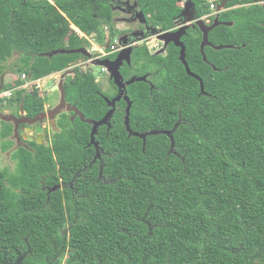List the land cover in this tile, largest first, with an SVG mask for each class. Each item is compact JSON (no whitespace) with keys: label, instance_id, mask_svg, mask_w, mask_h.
<instances>
[{"label":"trees","instance_id":"1","mask_svg":"<svg viewBox=\"0 0 264 264\" xmlns=\"http://www.w3.org/2000/svg\"><path fill=\"white\" fill-rule=\"evenodd\" d=\"M130 1L148 29L166 32L184 17L183 0ZM253 1L231 3L249 6L223 13L220 20L233 25L210 33L213 46L236 49L210 48L204 63L199 40L183 39L206 95L172 47L166 57L140 47L134 73L121 72L152 74L154 66L153 90L146 83L127 89L129 127L175 129L173 146L162 134L144 145L128 136L121 103L111 129L96 136L101 162L93 163L90 126L65 113L48 146L27 142L31 150L11 154L14 169L0 171V264H264V12ZM114 19L110 0H0V76L16 56L9 70L18 79L0 103L34 119L45 111L36 82L72 68L67 103L100 121L107 107L92 72L76 67L83 55L48 56L92 47L89 37L105 48L124 33ZM14 128L1 119V141ZM60 182L64 189L46 191Z\"/></svg>","mask_w":264,"mask_h":264},{"label":"flooded vegetation","instance_id":"2","mask_svg":"<svg viewBox=\"0 0 264 264\" xmlns=\"http://www.w3.org/2000/svg\"><path fill=\"white\" fill-rule=\"evenodd\" d=\"M183 1L188 2L187 9H186V17L189 18V24L184 23V25H188V30L185 32V35L181 37L180 42L183 44V39H185L187 37H190V38H194L196 40H199V43H198L199 44V54L201 56L202 61H203V57H202V55L200 53V46H201V43H202L203 34L201 33V31L199 29V26H197L196 23L198 21H201L203 23V25H204L203 27L205 29L211 27V25L214 22L215 17L217 16V9L223 3H224V6L221 9L222 12L219 14V16H221L223 13H226V12H229V11H234V10H237V9H239L241 7H248L249 6V5H234V6H229L231 3H234L236 0H215L214 1L215 2V5H213V9H211V6H210L209 13L208 14L207 13L206 14H203L202 16L199 17L198 16V10L201 9V8H203V6H205L206 4H208L210 2L208 0H183ZM253 5H259L262 8L263 12H264V0H262V1L255 0V1H253ZM212 15H215V17H214L213 20H211L212 19L211 18ZM218 21H219V23H228V22L221 21L220 20V17H219ZM176 24H177V21H175V25ZM181 24L183 25V22ZM181 24H179V25H181ZM179 27L180 26L176 25V27L174 29H171V30L166 31V32H170V31L175 32V31H177V29H179ZM123 32L124 33L121 36H119V38H117L116 40H114L112 44H109V45L107 44L105 46V48H103L101 50L98 49L97 50L98 51L97 53H95V51L88 52L90 54V58H87V57L83 56L85 59L82 60V61H80L76 65V67H78L79 69H81L84 72H92V69L91 68L94 67V66L91 65L92 62H94V61H105V60H108L110 62H113V61L116 60V58L120 54H121V56H122L123 59H126L128 57L127 50L130 48L131 49V52L129 54V62H127L126 60H123L121 66L119 68V71H120V74H121V72L123 70H129L130 73L133 74L135 70L133 68L132 57H133L134 54H136L137 49L140 48V47H145L147 49V52L151 56H153V57H155V56L166 57L167 54H168V50L171 47L172 48H175V49L178 50V53H177L178 54V57H177V59L179 61L180 49L177 48V47H175L173 43H170V44L166 45L164 42H162L158 38H156V40L158 42L156 44H154L152 42L153 43V46L149 47V43L147 42V38H149L148 35L151 32H150V30L148 29V27L146 25H138L135 30H129V29H127L126 31H123ZM133 32H135L134 34L135 35L137 34V36H131L133 34ZM163 33H165V32H163ZM210 33L208 35V42L211 44V42L209 40ZM152 48L153 49L156 48V49L152 51ZM208 49H210V47H208V46L204 48V56H205V59H206V51ZM102 50H104V53H102ZM93 54H95V55H93ZM144 62H145V57L144 56L140 57L138 59V63H137L138 64V67H141L144 64ZM204 63H207V59H206V62H204ZM134 64L136 65V62L135 61H134ZM101 72L108 74L107 73V70L104 69V68H101ZM121 76H122V74H121ZM144 76H147L145 83L149 85L150 90H153L154 89V86L152 85V80H151V78H153V77H151V76H155V73H152V74L146 73V74H141L140 76H135L134 75V76L127 77V78H125V77L122 76V79L123 80L121 81V83L122 84H126L133 77L141 78V77H144ZM108 78H109L110 88L113 91L112 93H114V94L111 97H106L105 94L102 93V91L100 90V92L97 93V94L103 99V101H104L105 98L108 99L109 101H112L119 94V89L114 85L113 81L110 79V75L109 74H108ZM60 81L61 80H59V82ZM59 82L57 83V85H54V87H57L59 85ZM128 87H130V86H128ZM128 87H126V93H124L123 95H121V101L116 104V106L118 104H121V103H123V105H124L123 106V123H124V118H125V111H126V108H127V104L124 102V98H125V96H127V89H128ZM151 87H153V89H151ZM63 88H64V80H63ZM56 93H58L59 99H60V93L58 91H56ZM65 99H66V97H65ZM129 101L131 102L130 99H129ZM66 103H67V101H66ZM58 104H59V100H58ZM67 104L70 105V106H75L74 104H70V103H67ZM131 104H132V102H131ZM105 105H106V102H105ZM116 106H115V111H116ZM55 107H53V108L50 109L48 106H45V111L43 113H41V114H46L48 111L54 109ZM106 107H107V105H106ZM131 108H132V106H131ZM108 111H109V108L107 107V112ZM130 111H131V109H130ZM64 113L67 114L69 116V118H73V114L71 112H69V113L64 112ZM64 113H61V114H64ZM61 114H59L55 118V123H56V121L58 120V118H59V116ZM19 116L20 117H15V118H17L18 120H20L22 118L24 119L23 113H20ZM76 119H78V118H76ZM50 122H51L50 119L46 117V118H43L42 121H39L38 123H36V124H34L32 126H27V125H24L23 126V125H20L19 128L17 129V132L16 133H19L21 138H17V134L15 133V139H16V141L18 143L19 142H23L25 144H27V142H34L38 146H48L50 144L51 136H52L53 132H55V131H53ZM37 127L47 129V131H48V137L46 139L43 138L42 140H39L38 137L34 133L28 132V129L33 130L34 128H37ZM101 128H105L106 131H108L109 129H111V121H110V128L109 129L107 127H105V126H103ZM101 128H99V129H101ZM90 132H91V127H90ZM38 142H41V143L38 144ZM89 146H90V144H89ZM93 150L95 152V149L94 148H93ZM99 153H100L101 157H102V155H105V153L103 152V150L101 148H100ZM101 157H100V159H98L97 162H101ZM78 174L79 173H77V175ZM56 187H59L58 189H61V190L64 189V186L62 185V182H60L59 185H57ZM69 188H72V183L69 184ZM52 190H53V188H46V191L47 192H52Z\"/></svg>","mask_w":264,"mask_h":264},{"label":"water","instance_id":"3","mask_svg":"<svg viewBox=\"0 0 264 264\" xmlns=\"http://www.w3.org/2000/svg\"><path fill=\"white\" fill-rule=\"evenodd\" d=\"M223 6H224V3L217 9V16L215 17L214 22L211 25V27L205 29L203 27L204 25L201 21H198L196 23V25L199 26L201 33L203 34V39H202V43L200 46V53L203 57L204 62H206V59L204 56V48L207 46L212 48L215 51H221V50H225V49H228V50L235 49L232 46H213L212 44H210L208 42V35L215 28H217L219 26L231 27L233 25V23H219V21H218L219 14L222 12L221 9L223 8ZM140 15H141V18L143 19L142 14H140ZM142 22L145 24L144 19ZM187 30H188V25H183V26L179 27V29H177V31H175V32H173V31L165 32V33L160 32V33H158V39L160 41L164 42L166 45L173 43L175 47L180 49L179 62L183 65L186 74L189 77L195 79L199 83L200 95H206L204 92V86H203L202 80L199 77H197L191 73V71H190V69L186 63V60H185V47L180 42V40H181V37L185 35V32ZM151 31L153 33H157L156 29H152ZM130 52H131V49L129 48L127 50L128 57L126 59H123L121 54H120L116 58V60L113 62L105 60V61H94L91 63V65L94 67L106 69L107 73L110 75V79L113 81L114 85L119 89V94L115 99H113L112 101H109L106 98L104 99L107 107L109 108V111L106 113V115L100 121H94V120L86 119L85 116L75 106H70L66 103L65 90L63 88V79H61V81L59 82V85L57 87H54L52 89V92L58 91L60 93L59 104L54 109L48 111L46 114H40L39 116H37L35 119H32V120L31 119H25V118L18 120L15 117L8 116V117H2L1 118L2 121L8 122V123L9 122L14 123V125H15L14 132L16 133L17 129L19 128L20 125L32 126V125L38 123L39 121H42L43 118L47 117L51 121L50 124H51L53 131H56L55 118L61 113L71 112L73 114L72 121H74L76 118H78L82 123L91 127L90 146H92L95 149V157L93 159V163H96L98 161V159H100V157H101V155L99 153L100 146H99V143L96 141V136L98 134L99 128H101L103 126L107 127L108 129L110 128V121H111V119L115 113V106L117 103H119L121 101V95L126 93V87L131 86L135 83H145L146 82L147 76H144L141 78L133 77L126 84L121 83V81L123 79H122V76L120 74L119 68H120L123 60H126L127 62H129ZM57 54H67V55L81 54L87 58H90V54L85 49L70 50V51H63V50L57 51L55 53H52L48 57H52V56L57 55ZM212 69L215 70L213 67H212ZM4 77H5V74H2L0 76V94L3 92V88H4ZM151 89H153V87H151ZM124 102L127 104V108L125 111V118H124V126H125V129H126L128 136H132V137L141 139L143 141V145H144L147 136H154V135L162 134V135L169 137V139L172 143V146H173L172 134L175 132V129L172 131H164V132H154L153 131V132H150L148 134H138V133L132 132L130 127H129V116H130V109H131L132 104L129 101V98L127 96H125ZM176 127H177V125L175 126V128ZM28 132L34 133L38 137L39 140H42L43 138L46 139L48 137V131L45 128L37 127V128H34L33 130L28 129ZM40 143L41 142H38V144H40ZM58 188L59 187L53 188L52 192H54Z\"/></svg>","mask_w":264,"mask_h":264},{"label":"rangeland","instance_id":"4","mask_svg":"<svg viewBox=\"0 0 264 264\" xmlns=\"http://www.w3.org/2000/svg\"><path fill=\"white\" fill-rule=\"evenodd\" d=\"M111 1V8L112 11L115 14V19H114V23L116 24V28L119 31H126L127 29L129 30H135L137 28L138 25H145L142 21L143 19L141 18V15L139 13V11L137 10L135 3L130 1V0H110ZM210 3H213L215 0H208ZM187 4L188 2L186 1H180L179 5L182 6L183 8V19L177 21L178 26H183L184 23L189 24V18L186 17V9H187ZM215 15H213L211 18H214ZM185 21V22H184ZM183 22V25L181 23ZM181 24V25H179ZM150 30V34L148 35L149 38H147V42L149 43V47L153 46V43L156 44L158 41L156 40V38H158V33H160L161 31L159 29H156L157 33H153ZM135 32H133V34L131 36H137V34H134ZM90 41V44L92 45V47H87L86 51L87 52H91V51H95V53H97L98 49H103L101 47L98 46V44L94 41L93 38H88ZM153 42V43H152ZM126 45V44H125ZM156 48H152V51L155 50ZM151 50V49H150ZM102 53H104V50H102ZM92 55V54H91ZM95 55V54H93ZM15 59L16 56H14V58H12L8 64H7V71L4 73L5 77H4V83H5V88L7 90H10L13 86V83H17L18 79L17 76L12 75L10 73V68L14 65L15 63ZM79 63V62H78ZM92 69V74L98 84L99 89L102 91V93L105 94L106 97H111L113 96L114 93H112L113 91L110 88V84H109V78H108V74L101 72V68L99 67H93ZM150 72L153 71V73L155 72V68L154 66L150 67ZM69 74H72V68H69L67 70H64L62 72H57L54 74L49 75L48 77H45L43 79H41V81L39 82V89L42 91V97L43 100L45 102V106H48L50 109L55 107L58 104V100H59V95L56 92H52V88H54V85H57V83L59 82V80L63 79L65 80L66 76H68ZM152 82H157L158 77L155 76L153 78H151ZM28 86L25 85L24 88H26ZM4 93L0 94V96H3ZM2 97H0V100ZM3 103V102H2ZM6 104V103H4ZM11 106L9 105H3L0 103V114L2 116H5V114H11L12 117H17V111L15 110V108L11 109ZM24 115V114H23ZM1 117V116H0ZM73 118H70L71 122ZM15 129V128H14ZM0 130H1V120H0ZM28 134V133H27ZM17 138H18V134H17ZM11 142L12 146L7 147V144H9ZM3 145H5V147L8 149H6L7 151H3L1 150V148L3 147ZM18 148H26L28 149V145L23 143V142H17L15 139V132H14V136L8 140L5 141H1L0 139V171L4 170V169H8L10 171H12L15 167V163L11 160V154H13ZM31 150V149H28Z\"/></svg>","mask_w":264,"mask_h":264},{"label":"built area","instance_id":"5","mask_svg":"<svg viewBox=\"0 0 264 264\" xmlns=\"http://www.w3.org/2000/svg\"><path fill=\"white\" fill-rule=\"evenodd\" d=\"M211 9H213V5H211ZM212 16H213V15H212ZM212 16H211V17H212ZM22 78L24 79L25 77L22 76ZM40 81H41V80H39V81L36 82V84H37L38 87H39V82H40ZM32 84H33V83H32ZM11 94H12V92L9 91V92H7V93H4L3 96H1V97L10 98V97H11Z\"/></svg>","mask_w":264,"mask_h":264},{"label":"crops","instance_id":"6","mask_svg":"<svg viewBox=\"0 0 264 264\" xmlns=\"http://www.w3.org/2000/svg\"><path fill=\"white\" fill-rule=\"evenodd\" d=\"M13 84H14V83H13ZM4 85H5V83H4ZM9 91H10V90H8L7 92H9ZM7 92H6V93H7ZM1 94H2V93H1ZM11 109H13V108H11ZM0 116H1V117H0V120H1L2 117H8V116H11V115L7 113V114H5V116H2L1 114H0ZM14 130H15V129H14Z\"/></svg>","mask_w":264,"mask_h":264},{"label":"clouds","instance_id":"7","mask_svg":"<svg viewBox=\"0 0 264 264\" xmlns=\"http://www.w3.org/2000/svg\"><path fill=\"white\" fill-rule=\"evenodd\" d=\"M3 93V92H2Z\"/></svg>","mask_w":264,"mask_h":264}]
</instances>
